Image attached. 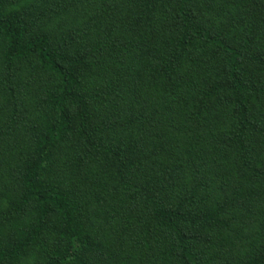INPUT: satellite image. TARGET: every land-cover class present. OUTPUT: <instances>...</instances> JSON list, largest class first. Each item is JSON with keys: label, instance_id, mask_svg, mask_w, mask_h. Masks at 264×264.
I'll list each match as a JSON object with an SVG mask.
<instances>
[{"label": "trees", "instance_id": "obj_1", "mask_svg": "<svg viewBox=\"0 0 264 264\" xmlns=\"http://www.w3.org/2000/svg\"><path fill=\"white\" fill-rule=\"evenodd\" d=\"M0 264H264V0H0Z\"/></svg>", "mask_w": 264, "mask_h": 264}]
</instances>
